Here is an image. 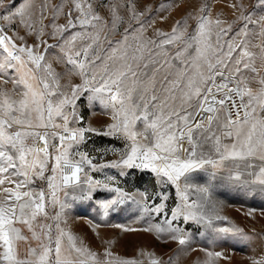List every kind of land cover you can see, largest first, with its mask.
<instances>
[{
    "label": "snow or ice",
    "instance_id": "1",
    "mask_svg": "<svg viewBox=\"0 0 264 264\" xmlns=\"http://www.w3.org/2000/svg\"><path fill=\"white\" fill-rule=\"evenodd\" d=\"M73 5L79 14L76 21L83 31L64 38L68 27H76L70 10L68 27L52 24L54 31L50 35L55 37L59 33L63 43L47 45L59 47L64 54L66 66H71L65 73H57L46 62V49L45 53H38L39 45L18 46L5 27L0 26L3 59L0 69H15L20 73L13 79L19 89L18 99L14 98L16 93L0 91V174H7L5 178H21L10 181L15 188L0 189V264H140L136 259L114 257L107 249L101 257L66 232L60 221L65 209L76 202H94L105 218L126 203L137 205L145 214L163 213V226L156 224L154 230L169 233L184 246L189 233L174 222L182 219L185 223L192 221L197 226L213 227L212 191L216 180L223 178L222 173H227L230 181L252 190L259 186L264 192V77L259 79L260 87L253 90L242 79L225 75L224 71L229 67L228 60L237 65L236 73L241 71V64L244 69L249 68L244 58L251 60L254 54L248 51L246 40L239 44L229 42L225 53L220 38L230 31V26L220 27L221 21L213 22L202 8L193 34L185 37V25L181 22L171 35L158 33L164 36L159 45L183 40L182 48L161 62L148 47L156 42H138L136 36L129 42V37L138 31L131 23L121 33L122 39H108V34L118 31L123 23L119 5L108 6L110 19L94 11L90 0H73ZM259 5H264V0H259ZM46 7V4L40 6L41 19ZM125 7L131 13V20L144 15L137 11L135 3H126ZM0 8L4 9L0 21L7 22V26L19 23L29 32L33 30L32 0H22L19 6L16 0H9L7 5L0 0ZM61 10L53 9L54 18ZM242 18L246 23L237 32L238 36L249 35V24L258 25L259 35L264 36L261 23L264 16L259 20L251 15ZM214 25L219 29L215 44L211 40ZM102 33L106 48L101 47ZM85 38L87 42L77 48V39ZM237 48L239 56L233 58ZM145 52L149 53L147 57ZM100 65H103L102 74L97 72ZM251 70L256 71L255 67ZM72 74L79 75L82 83L61 84L64 75ZM216 76L221 77L219 85L215 84ZM232 83L236 86L229 87ZM213 86L217 92L228 89L223 99L216 98ZM85 92L89 93V102L100 100L112 109L113 122L102 134L124 142L123 149H111L119 154L118 159L94 163L95 157L80 149L86 133L96 132L90 127L75 126L82 123L76 101ZM234 97L239 98V103ZM193 99L195 108L188 111L193 107ZM229 102L231 107L227 106ZM104 169L118 172L109 175ZM129 170L150 171L160 190L151 196L147 191H125L118 177H126ZM91 172L104 173V179H95ZM197 172L205 173V183H194L193 174ZM36 179L45 181L49 192L33 189L31 185ZM3 182L0 179V184ZM171 186L179 202L168 218L164 209L169 198L167 189ZM101 190L114 195L96 198ZM58 192H63V200ZM157 199L161 201L159 204L155 202ZM57 205L59 211L50 217L52 223H47L46 208ZM213 230L219 236L241 231L228 227ZM148 264L165 262L149 253Z\"/></svg>",
    "mask_w": 264,
    "mask_h": 264
},
{
    "label": "rangeland",
    "instance_id": "2",
    "mask_svg": "<svg viewBox=\"0 0 264 264\" xmlns=\"http://www.w3.org/2000/svg\"><path fill=\"white\" fill-rule=\"evenodd\" d=\"M21 2L22 0H16V6H19ZM90 2L94 11L105 19L111 18L108 6L119 5L118 13L123 18V23L119 25L118 31L108 34L109 40L122 39L121 33L131 23L132 27L138 31L129 37V42L131 43L132 36H136L138 42H156L148 47L156 53L155 58L161 62L173 57L182 48L183 40L173 44L159 45L164 36L158 35V33L171 35L173 29L178 27V22H181L185 25L184 36L193 34L197 26V17L201 15L200 10L203 8L213 22L217 19L221 21L220 27L228 29L230 26V31H227L226 35H221L220 38V45L225 53H227L229 42L239 44L242 40H246L248 51L254 54L251 60L247 57L244 58L249 62L248 69H244L241 64L239 66L241 71L236 73L237 65L233 60L227 61L229 67L225 69L237 74L253 90L260 87L259 79L264 77V51H262L264 36L259 35L260 27L255 24L248 25L249 35L247 37H244L242 33L237 35V32L246 23L243 16L251 15L254 20H259L261 16H264V5H259V0H90ZM129 2L136 4L138 12H144V15L138 20H131V13L125 7V4ZM3 3L7 5L9 0H3ZM32 3L34 8L31 22L34 28L31 32L19 23H14L9 27L7 22L0 21V26L5 27L7 35L12 37L18 46L39 45L36 49L38 53H45L46 49V62L50 63L57 73H65L71 66H66L63 60L64 54L59 47H47V45L63 43L59 33L55 37L50 35L54 31L52 24L68 27L70 10H72L71 19L76 27H68V30L63 33L64 38H70L74 33L83 31L76 21L79 14L74 10L73 0H32ZM41 4L47 5L43 19L40 18ZM56 7H60L62 10L54 18L53 9ZM0 13H4L3 8H0ZM261 23L264 24V21ZM212 31L211 40L215 44V37L219 29L214 25ZM103 35L102 33L101 47L106 48L108 45L107 41L103 40ZM19 37H23V40ZM44 41L46 44L43 43ZM86 42L87 38L85 40L77 39L76 47L80 48ZM239 52L240 49L237 48L232 54L233 58H238ZM148 55L149 53L145 52V56ZM2 62V54H0V63ZM172 63L177 64L178 61H172ZM252 67H255V72L251 70ZM97 72L102 74L103 65L98 67ZM19 75L20 73L15 69H0V91L9 95L16 93L14 98L18 99L19 89L14 85L13 79L18 78ZM160 75L162 73L157 75V79L160 78ZM69 83L80 84L82 78L75 74L64 75L61 84ZM243 86L242 84L241 87ZM65 90L67 91V89ZM88 95L89 93L85 92L76 101L77 113L79 117H82V123L75 126L90 127L96 132L86 133V140L80 145V149L95 157L94 163L118 159L119 154L111 149H123L124 142L116 137L102 134L106 126L113 122L112 109L106 107L100 100L89 102ZM195 104L196 100L193 99V107L188 111H193ZM117 172L116 169H104V173L109 175H117ZM104 173L91 172L90 174L95 179L103 180ZM6 175L0 174V179L4 181L3 184H0V189L15 188V184L10 181L21 178L15 176L5 178ZM193 175L194 183H205V173L197 172ZM221 175L223 178L216 180L212 191V201L215 206L212 212L213 227L197 226L192 221L185 223L182 219L174 222L189 233V241L184 246L173 240L169 233H157L154 230L153 226L156 224L163 226L165 218L163 213L160 215L145 214L132 203H126L121 210L110 212L105 218L102 217L94 202H76L65 209L60 221L61 227L76 236L79 241L100 254L101 257L107 249L112 252L114 257L136 259L137 261H148V254L151 253L165 263L171 259V264H254L257 261L264 264V192L259 190V186L252 190L239 182L228 180L227 173ZM118 179L120 186L130 193L147 191L151 196L160 190L155 175L147 170H129L126 177H118ZM31 187L36 190L43 188L46 193L49 192L46 182L39 179H36ZM167 191L169 198L165 202L164 212H167L168 218H170L172 208L179 201L174 186L168 188ZM0 195H2V191H0ZM58 195L60 199H64L63 192H58ZM113 195L114 193L101 190L96 193V198L105 199ZM155 202L159 204L161 201L157 199ZM149 203H151V199ZM46 211L49 215L46 222L52 223L50 217L59 211V206H48ZM217 216L222 219H216ZM41 222L45 221L42 219ZM220 227L241 231L219 236L213 229ZM141 253L144 255L141 256ZM209 253L213 255L210 256ZM215 253H220V255L216 256ZM241 256L245 257L244 260L239 258Z\"/></svg>",
    "mask_w": 264,
    "mask_h": 264
},
{
    "label": "built area",
    "instance_id": "3",
    "mask_svg": "<svg viewBox=\"0 0 264 264\" xmlns=\"http://www.w3.org/2000/svg\"><path fill=\"white\" fill-rule=\"evenodd\" d=\"M224 71H225V75H228V76H230V77L234 75L235 77L239 78V76H238L237 74H235V73H233V72H231V71H229V70H227V69H225ZM221 82H222V81H221V77L216 76V77H215V84H216V85H219ZM235 86H236L235 83H232V84L229 85V87H235ZM227 91H228V89L225 88V89H223L221 92H217L216 87L213 86V92L216 93V98H217V99H223V98H224V92H227ZM234 98L236 99L237 103H239V98H238V97H234ZM227 106H228V107H231L230 102L228 103ZM233 114H235V110H233ZM201 115L206 117V116H207V113H201ZM199 119H200V117L197 116V117H196V120L198 121ZM203 123H204V125L206 126V125H207V120L205 119V120L203 121ZM185 146H187V145H185ZM139 262H140V264H148V261H139ZM165 264H168V263H165Z\"/></svg>",
    "mask_w": 264,
    "mask_h": 264
},
{
    "label": "bare ground",
    "instance_id": "4",
    "mask_svg": "<svg viewBox=\"0 0 264 264\" xmlns=\"http://www.w3.org/2000/svg\"><path fill=\"white\" fill-rule=\"evenodd\" d=\"M239 258H241L242 260H244L245 257L241 256V257H239Z\"/></svg>",
    "mask_w": 264,
    "mask_h": 264
}]
</instances>
